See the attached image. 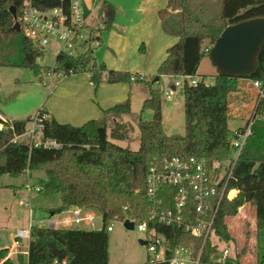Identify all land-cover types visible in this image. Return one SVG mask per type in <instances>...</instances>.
<instances>
[{
	"label": "trees",
	"instance_id": "obj_1",
	"mask_svg": "<svg viewBox=\"0 0 264 264\" xmlns=\"http://www.w3.org/2000/svg\"><path fill=\"white\" fill-rule=\"evenodd\" d=\"M25 0H0V37L7 38L6 47L17 49V62H0V65L27 67L39 71L36 59L42 51L35 47L23 33L13 29V18L8 11L11 4L16 10ZM41 8L66 5L68 0H31ZM166 0L158 10L165 34L177 37L166 49L157 74L198 76L197 68L202 57L208 55L210 46L220 32L230 24L264 16V0ZM102 20L108 26L114 15V6L103 2ZM21 35L20 39L18 35ZM99 39V36H97ZM208 47L203 48V42ZM57 67L63 76L87 71L90 81L98 85L102 76L106 82L132 80L127 71L106 69L96 65L89 53L76 56L57 54ZM49 69L46 71V73ZM261 81L263 95L257 99L251 112V134L245 140L233 167L227 190L236 189L234 198L222 197L216 212L213 228L216 238L229 240L224 217L234 215L245 203L255 207V224L264 234V44L259 48L253 72L242 76L217 71L213 82L203 76L196 84L183 82L184 135L172 137L163 130L161 94L150 82L142 80L148 88V97L142 108L153 112L151 120H139V147L123 148L112 140H123L132 129L130 123L121 121L130 112V99L102 108V119H89L79 126L60 123L53 117L44 119L45 137L61 143L58 148L29 147L24 141L10 142L14 134L25 131L26 120L13 119L12 128L0 131V175L17 176L24 170L41 169L45 179L41 190L58 194L61 205L52 209L59 213L70 206L97 209L103 226L99 230L82 228L47 227L32 225L28 240L27 264H52L53 259H66L67 264H108V222L112 220L146 219L148 202L145 180L150 162L163 156L196 155L207 159H224L230 153L233 130L228 125V104L231 93L238 90V78ZM137 79V78H136ZM135 80V79H133ZM40 113L46 112L38 110ZM111 119V124H108ZM241 128V127H240ZM167 189V188H166ZM230 196L234 195L229 193ZM169 195L165 207L170 205ZM156 232L164 235L170 250L179 245H193L198 251L201 239L185 233L181 228L149 222ZM216 244L206 240L200 262L212 263L210 255ZM0 249V264H17ZM230 259V258H229ZM227 260L229 264L233 260ZM218 264V263H217Z\"/></svg>",
	"mask_w": 264,
	"mask_h": 264
},
{
	"label": "rangeland",
	"instance_id": "obj_2",
	"mask_svg": "<svg viewBox=\"0 0 264 264\" xmlns=\"http://www.w3.org/2000/svg\"><path fill=\"white\" fill-rule=\"evenodd\" d=\"M83 1L92 11L89 24H92L93 29H96L100 35V45L90 52L96 65L106 69L127 71L135 80L109 83L103 80L104 76H102L101 82L94 85L87 71L63 77H58L56 73L48 75L46 71L52 66L56 54L53 50L55 43L51 42L43 50L42 56L36 59V64L41 66L39 71L27 67L0 65V113L9 120H26L25 127L29 128L32 124L31 118L38 110L83 107L84 111L94 112L93 116L82 121L60 120L62 123L79 126L89 119H102V107L121 103L129 98L130 112L123 114L121 118L123 122L130 123L132 129L126 139L112 141L123 148L137 150L139 120H151L153 115L152 110L142 108L144 99L148 97V88L140 80L143 79L149 81L150 86L159 90L161 94L164 132L172 137L183 136L184 81L174 75L157 74L166 49L173 44L174 37L165 34L160 26L158 30H153L147 23L153 15L157 17V9L165 5V0ZM104 1L112 4L115 9L108 26H104L103 20L98 16L99 5ZM215 1L213 3H216ZM20 37L19 34L18 38ZM6 42L7 38L1 36L0 62H17L20 54L14 47H6ZM198 69L200 73L195 76L197 79L203 76L206 82H213L216 75L213 74L217 69L208 55L200 60ZM157 76L158 79L155 81ZM175 80H178L180 85L176 86L171 97L167 98L164 93ZM256 99L257 95L255 101ZM253 109L254 107L248 113L244 112V118L242 117L244 122ZM108 124H111V119ZM237 124L230 121L232 128ZM45 177V172L41 169L23 172L17 176L0 175V242H13L17 228H28L29 225L47 226L46 221H39L55 216L50 213L51 208L60 205L61 200L58 194H49L41 190V181ZM35 188L39 191H35ZM236 194L234 193L230 199ZM21 201L25 204L20 203ZM88 211L93 213L91 222H81L67 228L101 229L103 226L101 213L94 208ZM224 220L230 239L219 241L211 233L209 240L217 246L216 251L210 255L211 262L219 263L222 249L228 248L229 258L233 260L232 264H264V234L256 227L254 205L250 202L245 203L236 214L227 215ZM108 224L112 227L108 231V264H143L150 253L146 245L139 240H152L161 236L153 231L140 232L136 226L127 229L121 220H112ZM22 245L26 247L25 239ZM199 264L209 263L199 262Z\"/></svg>",
	"mask_w": 264,
	"mask_h": 264
},
{
	"label": "built area",
	"instance_id": "obj_3",
	"mask_svg": "<svg viewBox=\"0 0 264 264\" xmlns=\"http://www.w3.org/2000/svg\"><path fill=\"white\" fill-rule=\"evenodd\" d=\"M89 15L86 13L83 0H68L66 5H58L41 8L25 0L16 10V21L20 25V31L28 38L35 47L42 52L54 42L53 50L56 52L54 61L48 75L56 73L63 77L62 71H54L57 67L55 57L57 54L76 56L89 53L100 45L96 29L89 27ZM176 78L186 80L194 85L199 80L193 75H174ZM133 80L134 78L131 77ZM249 84L257 89V99L263 95L261 81L249 79ZM170 88L164 93L167 98L173 94V90L180 83L175 80ZM256 99V101H257ZM49 114L39 111L31 118V126L25 128L21 134H14L10 142L24 141L29 147L58 148L61 143L45 137L42 131L43 120ZM12 120L6 119L0 113V131L12 128ZM252 115L250 114L245 124L233 130L230 139V153L224 159H207L196 155L185 157L163 156L150 162L145 180V196L148 202V216L142 220H132L134 226L140 232H156L149 222L165 226H176L185 233L201 239L198 251L192 244L179 245L170 250V243L166 237L160 234L152 240H146V248L150 253L143 264H199L200 255L206 240L214 234V218L223 196L230 199L227 184L231 177L233 167L240 155L241 149L247 137L251 134ZM26 138V139H24ZM167 188V189H166ZM35 191H39L35 188ZM169 195L170 205L165 207L166 197ZM25 204L24 202H20ZM54 215V214H53ZM60 215V214H59ZM93 219V213H81L80 207L69 209L60 218L57 216L40 220L47 222V227H69L81 222L89 223ZM18 229L12 248L7 249V257L20 252V240L30 237V229ZM111 225L107 230H111ZM158 233V232H156ZM215 235V234H214ZM216 236V235H215ZM229 250L223 248L218 264H229ZM52 264H67L66 259H53Z\"/></svg>",
	"mask_w": 264,
	"mask_h": 264
},
{
	"label": "water",
	"instance_id": "obj_4",
	"mask_svg": "<svg viewBox=\"0 0 264 264\" xmlns=\"http://www.w3.org/2000/svg\"><path fill=\"white\" fill-rule=\"evenodd\" d=\"M12 18L16 16L14 4L8 8ZM102 14V9L99 15ZM13 29L20 32V25L14 22ZM264 44V16L253 17L227 25L210 46L208 56L217 71L224 74L242 76L254 71L260 46ZM158 79V76L154 79ZM172 89L174 88L171 85ZM123 225L133 229V221L126 218ZM145 244L146 240H139Z\"/></svg>",
	"mask_w": 264,
	"mask_h": 264
},
{
	"label": "crops",
	"instance_id": "obj_5",
	"mask_svg": "<svg viewBox=\"0 0 264 264\" xmlns=\"http://www.w3.org/2000/svg\"><path fill=\"white\" fill-rule=\"evenodd\" d=\"M165 2H166V0H165ZM83 4H84V1H83ZM102 5H103V3H102ZM102 5H99V7H100L99 11L102 9V13H103ZM84 8H85L86 13L89 15L88 22H90L92 11L90 9H88L85 4H84ZM159 9H157V12H156L157 13V17H154V15H153V17H151V19L147 22L148 24L151 25V28L153 30L154 29L158 30L157 28H159V26L162 29L161 22H160V19L158 17V10ZM98 14H99V12H98ZM98 16H99V19L102 20V14L98 15ZM145 21H147V20H145ZM89 25H90L89 27H91V28L94 27L92 24H89ZM96 34H97V36H99V40H100L99 33L97 32ZM172 37H174L172 42L173 41L176 42L177 37H175V36H172ZM208 46H209L208 45V41L205 40L203 42V48L205 49ZM199 73H200V71L197 68V74H199ZM216 73H214L213 75H215ZM162 75H165V74H160L159 76H162ZM249 79L250 78H244V77L238 78V80H237L238 90L233 92V93H231L230 96H229L230 101H229V104H228V114L227 115H228V118H229L228 119V125H229V128L232 129V130L235 129L236 127H241V126H243L245 124L246 121L244 122V120H243L244 112L248 113L250 111V109L252 107H254V105H255V102H256L255 101V96L257 95V89L252 87L249 84ZM170 86H171V84H170ZM114 101H117V100H114ZM109 106H111V105H108V106L102 107V108H107ZM46 111H47L46 113H48L50 115V117H53L56 120L58 119L57 120L58 122H60V120L61 121H70V122H72V119H77L78 121H82V120H84V119H86L88 117L93 116V114H94V112H92L90 110L84 111L83 107H78V108L77 107H72V108L64 107L61 110L60 109L59 110H53V108H52L51 110H46ZM10 120H13V119H10ZM121 121H122V118H121ZM230 121L231 122H237L238 124L235 127L232 128V127H230ZM60 123H62V122H60ZM24 172L25 173L26 172H30V170L26 169V170H24ZM232 190L235 191V194L237 193L236 189H232ZM60 205H61V202H60ZM60 205H58V206H56L54 208H51V209H55V208L59 207ZM73 207H75V206H70L69 208H67V209H65V210H63V211H61L59 213H54L53 211H51L50 213L54 214L55 216L60 218L61 216L66 214V212H68L69 209H71ZM241 208H242V206L239 209H241ZM89 209L90 208H88V207H80L81 213L89 212L88 211ZM24 228H26V227L17 228V230L18 229H24ZM25 240H26V247H24L25 245H22L23 239L20 240V246H19L20 247V252H17V253H15V254H13L12 256L9 257L12 261H14L17 264H27L28 239H25ZM217 240H219V239H217ZM12 246H13V242H0V249H3V248L9 249V248H12Z\"/></svg>",
	"mask_w": 264,
	"mask_h": 264
},
{
	"label": "bare ground",
	"instance_id": "obj_6",
	"mask_svg": "<svg viewBox=\"0 0 264 264\" xmlns=\"http://www.w3.org/2000/svg\"><path fill=\"white\" fill-rule=\"evenodd\" d=\"M229 193L234 194L235 191L234 190H231ZM229 197H231V196L229 195Z\"/></svg>",
	"mask_w": 264,
	"mask_h": 264
}]
</instances>
